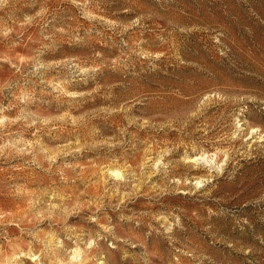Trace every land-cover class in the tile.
<instances>
[{
  "label": "rangeland",
  "instance_id": "374dc122",
  "mask_svg": "<svg viewBox=\"0 0 264 264\" xmlns=\"http://www.w3.org/2000/svg\"><path fill=\"white\" fill-rule=\"evenodd\" d=\"M0 264H264V0H0Z\"/></svg>",
  "mask_w": 264,
  "mask_h": 264
}]
</instances>
